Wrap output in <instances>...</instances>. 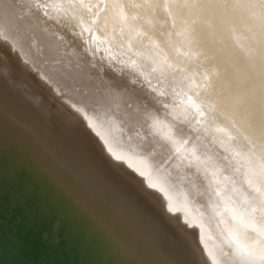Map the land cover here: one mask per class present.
<instances>
[{
  "label": "bare ground",
  "instance_id": "obj_1",
  "mask_svg": "<svg viewBox=\"0 0 264 264\" xmlns=\"http://www.w3.org/2000/svg\"><path fill=\"white\" fill-rule=\"evenodd\" d=\"M25 1L0 0V166L110 264H264V0H35L42 38L81 41L78 78L30 58Z\"/></svg>",
  "mask_w": 264,
  "mask_h": 264
},
{
  "label": "water",
  "instance_id": "obj_2",
  "mask_svg": "<svg viewBox=\"0 0 264 264\" xmlns=\"http://www.w3.org/2000/svg\"><path fill=\"white\" fill-rule=\"evenodd\" d=\"M102 247L54 196L0 166V264H110Z\"/></svg>",
  "mask_w": 264,
  "mask_h": 264
},
{
  "label": "rangeland",
  "instance_id": "obj_3",
  "mask_svg": "<svg viewBox=\"0 0 264 264\" xmlns=\"http://www.w3.org/2000/svg\"><path fill=\"white\" fill-rule=\"evenodd\" d=\"M84 1L85 0H79V2H82V4L83 3L85 4L86 1L85 2ZM94 1H96V0H93V2ZM25 2H26V7L31 8L32 10H30V11L31 12L33 11L34 14H36L35 20L27 23L29 31H27V32L24 31L26 33L27 37L30 36V40L25 41V47L27 45H30V48H32V49H30V51L27 49V53H29L28 55L30 56V58H34L30 54L35 52V49L33 47L37 46V50H38L37 54L39 55L40 60L43 63L42 67H40V70L46 71L49 73H51L53 70L55 71V73H56V70H61V72L64 70L66 72H70L71 70H74V74L77 73L75 76L77 78L80 77L79 72L81 70H84L85 66H90L84 60V47H83L81 41L79 42L78 46L75 49H73L70 46H67V43L63 42L62 38L57 37V35L59 34L58 30H56L55 40L42 38L41 32L49 29L47 24H49L48 21L50 22V19L47 18V15H45L44 13L39 12L37 10L38 3L35 0H34V2L36 3V5L32 4L33 0H28V2L27 1H25ZM79 2L77 0H67V2L65 3V4L69 3V4H67V10L68 11L72 10V12H74L75 8H77V11L79 10V13H77V14L78 15L81 14V8L77 4ZM70 3H71V5H70ZM99 3L102 5V7H104V5H103L104 3H101V2H99ZM99 3L96 5H99ZM68 6H71V7L73 6V7L68 9ZM84 6L87 7L86 5H84ZM96 7L98 8V6H96ZM84 9H87V8H84ZM48 11L52 12L51 10H48ZM87 11H85V12H87ZM91 11L92 10L90 9V11L87 13H91ZM72 12H71V14H72ZM26 20H27V18H26ZM95 29H97L96 26H95ZM31 38H34V41H32ZM53 39H54V37H53ZM36 41H37V44H34V42H36ZM32 44H33V46H32ZM65 49H67L66 55H65ZM94 53H96V52H92V55L96 56V54H94ZM245 70L247 72H250L246 66H245ZM64 87L68 89L67 86H64ZM75 91L76 90H73V92H75ZM85 97L87 98L88 101H93V100L97 101L99 99L98 95L95 91H91V93L86 94ZM75 99L78 100L77 97H75ZM89 107H91V106H89ZM104 107L105 108H102V109L99 106L94 107V108L83 107V109L91 112L90 115L92 116V118L93 117L97 118L100 116L110 117L111 113H112L111 109L107 108L106 106H104ZM68 191H69V189H68ZM72 191H73V193H72L73 196H75V192L73 189H72ZM135 237H138V235H135ZM105 247L108 250H110L108 246H105Z\"/></svg>",
  "mask_w": 264,
  "mask_h": 264
}]
</instances>
